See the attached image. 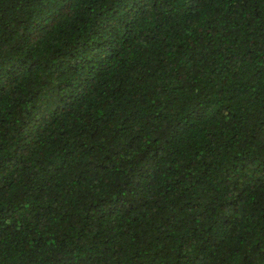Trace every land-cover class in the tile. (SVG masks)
Here are the masks:
<instances>
[{"label":"trees","instance_id":"trees-1","mask_svg":"<svg viewBox=\"0 0 264 264\" xmlns=\"http://www.w3.org/2000/svg\"><path fill=\"white\" fill-rule=\"evenodd\" d=\"M0 264H264V0H0Z\"/></svg>","mask_w":264,"mask_h":264},{"label":"clouds","instance_id":"clouds-1","mask_svg":"<svg viewBox=\"0 0 264 264\" xmlns=\"http://www.w3.org/2000/svg\"><path fill=\"white\" fill-rule=\"evenodd\" d=\"M141 6H144V7H146L147 9L157 8L158 3H142Z\"/></svg>","mask_w":264,"mask_h":264}]
</instances>
